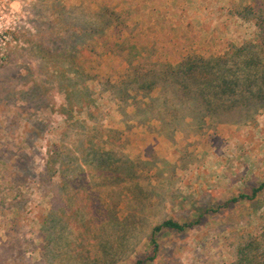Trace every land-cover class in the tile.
<instances>
[{"label": "rangeland", "instance_id": "374dc122", "mask_svg": "<svg viewBox=\"0 0 264 264\" xmlns=\"http://www.w3.org/2000/svg\"><path fill=\"white\" fill-rule=\"evenodd\" d=\"M245 7L0 0V264H135L168 219L147 264H264V191L231 202L264 183Z\"/></svg>", "mask_w": 264, "mask_h": 264}, {"label": "trees", "instance_id": "16d2710c", "mask_svg": "<svg viewBox=\"0 0 264 264\" xmlns=\"http://www.w3.org/2000/svg\"><path fill=\"white\" fill-rule=\"evenodd\" d=\"M241 13H243L244 18L248 19V17L251 16L250 18L255 21L258 27V39L261 42V45L257 47L261 48V50L264 51V8L256 11L253 8L245 7L243 12ZM195 72L197 71L195 70L193 62H191L187 68V74L190 75ZM263 191L264 183L261 184L259 187L254 188L253 193L251 195L242 194L238 198L233 199L231 202L235 203L240 200H254L257 195ZM231 202H228L226 206H228ZM194 225V222L179 223L173 219H168L162 224L155 226L149 239L150 243L154 246V254L146 258L138 259L135 264H147L148 262L153 261L156 258V252H158L159 248L158 234L164 229L183 233L194 227Z\"/></svg>", "mask_w": 264, "mask_h": 264}, {"label": "built area", "instance_id": "2783aa9c", "mask_svg": "<svg viewBox=\"0 0 264 264\" xmlns=\"http://www.w3.org/2000/svg\"><path fill=\"white\" fill-rule=\"evenodd\" d=\"M5 36H6V35H5ZM7 39H8V38L5 37V44H7Z\"/></svg>", "mask_w": 264, "mask_h": 264}]
</instances>
